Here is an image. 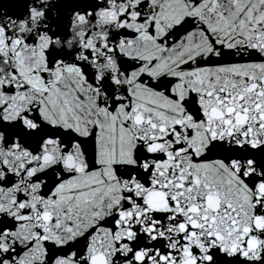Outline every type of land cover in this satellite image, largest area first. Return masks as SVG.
<instances>
[{
	"label": "snow or ice",
	"instance_id": "1",
	"mask_svg": "<svg viewBox=\"0 0 264 264\" xmlns=\"http://www.w3.org/2000/svg\"><path fill=\"white\" fill-rule=\"evenodd\" d=\"M0 264H264V0H0Z\"/></svg>",
	"mask_w": 264,
	"mask_h": 264
}]
</instances>
